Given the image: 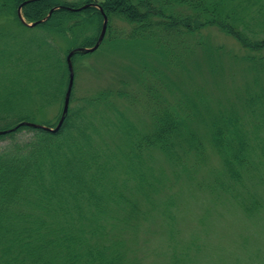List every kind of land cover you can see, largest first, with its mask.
<instances>
[{"label":"trees","instance_id":"trees-1","mask_svg":"<svg viewBox=\"0 0 264 264\" xmlns=\"http://www.w3.org/2000/svg\"><path fill=\"white\" fill-rule=\"evenodd\" d=\"M24 1L0 0V16L12 12L20 28L13 34L0 29V131L16 127L0 133V264H140L132 253L133 234L141 223L160 215L167 234L173 235L174 188L183 179H195L210 151L221 160V175L211 189L234 193L238 186L244 197L237 192L232 197L244 211L252 216L261 210L252 189H264V0H101L99 7L79 11L69 8L92 0H34L21 8V19L17 8ZM53 7L59 8L42 23L27 26ZM103 15L109 38L101 43L156 42L162 56L173 49L174 62L177 45L187 39V58L195 55L194 48L201 53L191 61V70L206 71L216 86L226 72L224 57L243 63L250 79L213 107L206 93L199 101L173 104L162 88L168 87L166 74L160 71L147 86L156 99L148 130L110 105L111 91L75 102L74 85L57 132L19 125L55 127L69 72L53 36L68 39L65 55L92 47ZM112 18L126 23L128 30L117 33ZM212 28L242 53L212 43L202 33ZM171 43L179 44L174 49ZM84 54H73L72 70L75 58ZM126 93L120 89L115 97ZM55 105L59 110L53 121L38 120ZM154 150L167 160L168 169L153 164ZM162 192L168 196L159 200ZM191 261L186 250L171 252L169 262Z\"/></svg>","mask_w":264,"mask_h":264},{"label":"rangeland","instance_id":"rangeland-1","mask_svg":"<svg viewBox=\"0 0 264 264\" xmlns=\"http://www.w3.org/2000/svg\"><path fill=\"white\" fill-rule=\"evenodd\" d=\"M100 1L92 0L91 4L99 7ZM18 24L19 21L17 22L12 12L0 16V29L5 34L20 30ZM111 25L117 33L129 28L116 18H112ZM100 31L101 28L97 35ZM202 33L208 35L212 43L226 45L242 53L234 41L216 29L203 30ZM108 34L106 28L104 37L109 38ZM182 40L183 44H170L174 49L179 44L175 50L178 51L179 58L174 62H171L175 55L173 49L169 47V56H162L158 53L156 42L135 46H128L122 41L110 43L106 40L105 43H100L98 49L75 58L72 84L74 101L109 90L112 92L110 105L119 111L128 112L126 116L131 121L139 123L140 129L148 130L153 119L151 108L156 104V99L152 98L147 86L156 82L155 75H159L160 71L166 74L168 87L163 85L162 88L166 89L167 99L173 104L179 101H199L202 94L206 93L210 100L208 104L213 107L217 99L226 100L231 90L242 87L244 81L250 79V75L244 73L243 63L233 64L224 57L226 72L217 80L219 86H216L215 79L205 75L206 71L196 73L191 70V61L201 53L198 48H194L195 55L191 59L187 58L191 42ZM53 41L66 62L67 54L64 52L68 47V39L53 36ZM120 89L130 96L126 93L127 97L116 98V91ZM58 110L59 107L55 105L42 111L38 120L53 121ZM153 164L168 169L167 160L157 150L153 151ZM220 172L221 160L214 151H210L207 162L202 163L200 171L195 175V181L183 179L174 188L178 192V198L172 209L175 219V223L171 225L174 226L171 228L173 235L167 234V222L160 215L152 217L146 224L141 223L131 242V247L135 249L132 253L137 256L140 264H170L171 252L186 250L192 259L191 264H264V189L260 186L253 187V192L263 206L257 213L249 216L238 200L232 197L236 192L244 197V189L234 186V193L211 189ZM220 179L223 181L224 177ZM167 196L165 192L158 195L159 200ZM123 236L126 241L129 240L127 233Z\"/></svg>","mask_w":264,"mask_h":264},{"label":"water","instance_id":"water-1","mask_svg":"<svg viewBox=\"0 0 264 264\" xmlns=\"http://www.w3.org/2000/svg\"><path fill=\"white\" fill-rule=\"evenodd\" d=\"M31 1H34V0H26V1L22 2L18 6V8H17V14H18L19 18L22 19V17H21V8L26 3L31 2ZM89 6H93V4H85V5H83L82 7H79V8H69V10L79 11V10H82V9L87 8ZM58 8L59 7H53L52 9L49 10V12H48V14H47V16L45 18H43L41 20H38V21H35L33 23H29V24H27V26H29V27H35L37 24L42 23L44 20L47 19V17H49L51 15V13L54 10H57ZM106 27H107V18H106L105 15H103L102 27H101V31H100V34L98 36V39H97L96 43L92 47H88V48H76V49H73V50H71V51H69L67 53L66 63H67L68 71H69V82H68V86H67V89H66V92H65V95H64V101H63L61 115H60V118L58 119V122L56 123L55 127L54 128H51V127H46V126H42V125H38V124L24 123V122L23 123H20L19 125L26 124L28 126L35 127V128H40V129H43V130L48 131V132H51V133H55V132H57L59 130V128L61 127V125H62V123H63V121L65 119V116H66V114L68 112L70 94H71V89H72V84H73V77H74V75H73V70H72L71 57L73 56V54L75 52L89 53V52H93L94 50H96L98 48L99 44L101 43L104 35H105ZM14 129H16V127L12 128V129H9V130L1 131L0 133L1 134L2 133H6V132H9V131L14 130Z\"/></svg>","mask_w":264,"mask_h":264}]
</instances>
